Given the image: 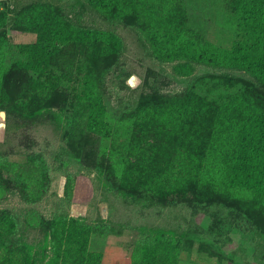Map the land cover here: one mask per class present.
<instances>
[{
    "label": "rangeland",
    "instance_id": "rangeland-1",
    "mask_svg": "<svg viewBox=\"0 0 264 264\" xmlns=\"http://www.w3.org/2000/svg\"><path fill=\"white\" fill-rule=\"evenodd\" d=\"M263 5L0 0V264H264Z\"/></svg>",
    "mask_w": 264,
    "mask_h": 264
},
{
    "label": "crops",
    "instance_id": "crops-1",
    "mask_svg": "<svg viewBox=\"0 0 264 264\" xmlns=\"http://www.w3.org/2000/svg\"><path fill=\"white\" fill-rule=\"evenodd\" d=\"M215 259L206 254V252H201L200 249H197V252L192 256L191 260H183L180 261L179 264H221L219 259Z\"/></svg>",
    "mask_w": 264,
    "mask_h": 264
},
{
    "label": "trees",
    "instance_id": "trees-1",
    "mask_svg": "<svg viewBox=\"0 0 264 264\" xmlns=\"http://www.w3.org/2000/svg\"><path fill=\"white\" fill-rule=\"evenodd\" d=\"M261 9H264V5H263V7H261ZM109 41H111V43H112L113 46H118L119 43H120V40L117 37H115L114 35L111 36V40H109ZM223 55H225V54H220L219 56L222 57ZM214 56H216V55H214ZM207 57L208 56H205V57L202 56V58H205V59ZM208 60L211 61V62H216V60L213 57H210ZM251 71L255 75H257L258 77L264 78V73H262L259 69H256L255 67H252L251 68Z\"/></svg>",
    "mask_w": 264,
    "mask_h": 264
},
{
    "label": "water",
    "instance_id": "water-1",
    "mask_svg": "<svg viewBox=\"0 0 264 264\" xmlns=\"http://www.w3.org/2000/svg\"><path fill=\"white\" fill-rule=\"evenodd\" d=\"M132 83H135L134 79L132 80ZM6 117V111H0V139H2L6 128Z\"/></svg>",
    "mask_w": 264,
    "mask_h": 264
}]
</instances>
